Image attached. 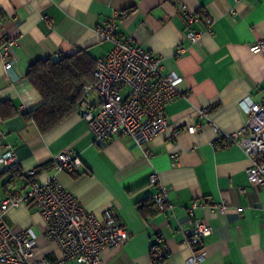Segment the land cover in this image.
<instances>
[{
	"label": "crops",
	"instance_id": "obj_1",
	"mask_svg": "<svg viewBox=\"0 0 264 264\" xmlns=\"http://www.w3.org/2000/svg\"><path fill=\"white\" fill-rule=\"evenodd\" d=\"M189 13L197 22L187 23ZM114 14L120 35L158 54L165 73L182 77L181 95L165 105L168 130L145 144L149 157L129 137L94 139L79 112L96 109L93 94L46 133L25 118L41 102L26 77L28 66L80 49L101 57L112 42L96 29ZM191 31L202 33L195 43L187 38ZM9 39L15 41L9 72L0 59V138L17 155L19 172L0 165V199L20 189L25 171L38 170L37 180L54 177L98 219L113 210L130 238L106 249L104 264H187L192 249L183 230L199 219L212 231L202 239L205 258L197 264H264V185L249 183L248 157L237 145L217 147L212 127L241 129L248 120L241 102L264 96V56L248 48L264 39V0H0V40ZM192 124L199 127L195 133L185 129ZM66 150L81 160L73 173L54 168L55 155ZM152 171L168 189L172 210L152 204L157 192L148 180ZM220 203L223 211L210 207ZM4 218L13 231L35 233L31 260L61 257L34 206L11 208ZM158 236L168 250L161 262L150 254Z\"/></svg>",
	"mask_w": 264,
	"mask_h": 264
},
{
	"label": "built area",
	"instance_id": "obj_2",
	"mask_svg": "<svg viewBox=\"0 0 264 264\" xmlns=\"http://www.w3.org/2000/svg\"><path fill=\"white\" fill-rule=\"evenodd\" d=\"M117 18L118 14H114L105 25L96 29L102 39L112 42V47L95 61V82L83 88L84 97L94 95L96 109H81L79 112L96 141L113 136L129 137L143 149L144 156L149 157L145 144L168 130L165 105L181 95L178 85L182 77L173 72L165 73L158 54L144 50L131 37L120 35ZM197 20V15H187L188 24ZM206 31L211 33V22H208ZM201 34L191 31L187 38L190 43H195ZM14 43L12 39L0 40V59L6 72L12 67L9 49ZM248 48L252 53L264 56V39L256 40ZM182 51L178 49V52ZM241 105L248 115L247 123L233 132L212 126L218 132L216 146H239L250 161L246 169L249 183L264 185V96L259 102L242 101ZM200 114L208 117V109L200 110ZM185 129L195 133L199 127L192 124ZM179 132V129L174 130L172 136ZM0 146V165L7 169L17 167L18 158L11 146L2 138ZM80 165L79 156L71 151H62L54 157V168L60 171L73 173ZM33 176V170L25 171L20 189L0 199V264H104L103 252L121 246L130 238L129 230L120 224L113 210H106L103 218L98 219L54 177L35 180ZM148 180L157 188L152 198L155 209L168 207L172 210L168 189L162 185L158 172L152 171ZM197 204L193 202L189 214ZM21 205H32L37 209L46 224L44 235L58 245L62 253L60 258L31 260L36 244L35 233L31 228L13 231L4 218L9 209ZM210 207L223 211L224 203ZM211 231L205 219L195 220L191 227L183 230L185 241L192 249L187 264H197L205 258L201 242ZM162 241L158 236L150 245L152 259L158 262L168 256Z\"/></svg>",
	"mask_w": 264,
	"mask_h": 264
},
{
	"label": "trees",
	"instance_id": "obj_3",
	"mask_svg": "<svg viewBox=\"0 0 264 264\" xmlns=\"http://www.w3.org/2000/svg\"><path fill=\"white\" fill-rule=\"evenodd\" d=\"M95 61L86 50L80 49L30 64L26 77L40 94L41 102L25 113V118L46 133L77 111L83 100V88L95 82ZM37 172L34 170V176Z\"/></svg>",
	"mask_w": 264,
	"mask_h": 264
}]
</instances>
